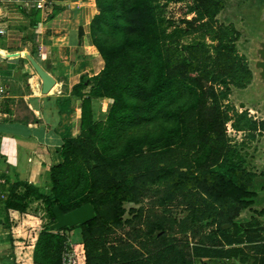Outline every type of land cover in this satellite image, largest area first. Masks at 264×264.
<instances>
[{"label":"rangeland","instance_id":"1","mask_svg":"<svg viewBox=\"0 0 264 264\" xmlns=\"http://www.w3.org/2000/svg\"><path fill=\"white\" fill-rule=\"evenodd\" d=\"M262 2L222 0L223 9L215 16V22L202 20L191 26H185L184 21L194 17L192 1L155 3L151 14L156 16L159 30L165 35L159 43L176 47V59L190 58L191 66L173 96H161L156 110L148 112V120L110 128L106 116L111 101L96 100L93 116L98 129L90 135L79 131L78 137L90 140L89 155L98 156L107 168L94 173L87 171L81 161L76 162L80 173L74 182L62 183L60 197L66 200L81 190L88 192L105 174L119 172L136 177L135 197L117 210L109 203L101 205L88 230L75 228L59 233L68 247L62 256L68 264H84V259L87 264H214L216 256L225 255L213 248L223 245L217 235L219 227L227 242L235 241L239 231L229 228L232 223L244 225L255 216L264 230V166L252 160L264 145V94L259 98L246 97L253 78L248 54L252 40L243 33L233 40L228 35L230 26L235 29V22L236 28L248 30L246 20L251 22L254 9ZM139 9L140 5L133 4L129 16L134 17L133 12ZM171 23L184 30L173 34ZM254 30L264 39V32ZM136 31L132 37L137 36ZM119 39L116 36L107 41L116 43ZM186 46L191 48H183ZM227 65L232 67L229 72ZM152 81L153 77L149 84ZM114 154L127 157L113 163ZM239 158L243 162L235 172L234 182L240 181L241 171L252 175L249 189L254 198L235 214L228 212L219 217L216 213H221L222 207L200 190L172 188L180 173L206 175L209 169L237 162ZM165 171H170L165 179L154 178ZM92 198L96 200L98 196ZM39 215L43 227L52 224L43 206ZM194 245L195 256L207 260L195 261L191 254ZM242 251L231 253L237 256Z\"/></svg>","mask_w":264,"mask_h":264},{"label":"trees","instance_id":"2","mask_svg":"<svg viewBox=\"0 0 264 264\" xmlns=\"http://www.w3.org/2000/svg\"><path fill=\"white\" fill-rule=\"evenodd\" d=\"M158 1L94 0L96 11L89 24V37L103 66L96 75L81 79L72 88V91L78 93L81 101L79 131L90 135L98 129V122L93 121L90 111V99L92 98L109 99L111 106L106 116L107 123L110 128L121 127L132 122L148 120V112L156 110L160 97H172L177 85L182 83L181 77L184 72L190 69L191 59L177 60L175 55L179 50L176 47L172 45L165 47L159 43L162 38H165V35L163 31L159 30V21L156 16L151 14V10ZM164 1L178 3L183 0ZM189 1L195 4V8L192 10L194 17L189 21H184L185 26H191L202 20L215 22V16L223 9L222 0ZM133 4L140 5L141 9L138 12H133L134 17H130ZM171 24L174 28L173 34L184 30L178 29L175 23ZM133 28L134 31L137 29L135 37H132ZM149 35L156 38L148 40L147 36ZM228 35L232 40L239 36L232 26L229 27ZM116 36L120 37L118 42L107 41L108 38ZM230 70L232 67L227 65L226 71ZM152 77L153 81L149 84ZM246 77L248 78L249 75ZM84 88H87V92L79 93V90ZM78 135L62 140L59 150L60 163L47 170L49 188L46 194L40 193L30 183L16 182L15 185L23 188V194L20 197L30 196L41 201L44 212L51 218L52 223L54 220L51 208L54 206H57L61 213H66L89 203L93 207L94 218L83 225L63 228L59 231H50V224L44 226L37 234L33 245L32 264H61L62 256L68 252V247L65 239L59 233L75 228L88 230L95 223L101 205L109 203L117 210L121 204L134 200L136 177L128 176L122 172L105 174V178L98 185H91L88 192L81 190L66 200L60 197L62 183L65 181L74 182L77 179L76 174L80 173L79 165H76V162L81 161L82 165H86L87 171L94 173L104 172L107 168L98 156L89 155L90 151L87 149L90 146V140L78 137ZM101 152L104 156H109L104 150ZM126 157L127 155L118 157L114 154L111 155V161L115 163ZM242 162V159L239 158L237 162L228 163L223 167L215 166L209 169L206 175L180 173L172 182V188L175 190L183 188L200 190L222 207L221 213H216L219 217L226 216L228 212L235 214L240 206L248 207L249 199L254 196V193L249 192L252 175L241 171L240 173L243 175L240 181L234 182L235 172L241 168ZM169 173L170 171H165L154 178L156 180L165 179ZM11 196L15 201H21L19 196ZM94 196H98V198L94 200L92 198ZM6 206L13 207L15 205L7 203ZM113 218H116V214ZM233 227L239 228V231L236 240L230 242L226 241V234L221 233L222 227L217 230L218 238L226 248L222 249V245L213 247L217 248L216 250L220 253H225L224 256L219 254L216 258L222 260L224 264L229 261L233 264H264V230L258 226L245 229L235 223H232ZM80 239L83 240L81 233ZM233 245L237 246L232 247ZM196 247V245L191 247V254L195 261L200 263L202 259L207 260V257L195 256L194 248ZM242 249L243 251L237 256L231 253ZM84 264H87L86 259H84Z\"/></svg>","mask_w":264,"mask_h":264},{"label":"crops","instance_id":"3","mask_svg":"<svg viewBox=\"0 0 264 264\" xmlns=\"http://www.w3.org/2000/svg\"><path fill=\"white\" fill-rule=\"evenodd\" d=\"M95 9L94 0H0V264H32L43 204L20 197L15 184L46 194L62 140L78 135L81 101L72 88L103 66L89 37ZM26 55L54 80L50 94H40ZM96 100L90 99L93 121Z\"/></svg>","mask_w":264,"mask_h":264},{"label":"water","instance_id":"4","mask_svg":"<svg viewBox=\"0 0 264 264\" xmlns=\"http://www.w3.org/2000/svg\"><path fill=\"white\" fill-rule=\"evenodd\" d=\"M262 4L254 9V15L251 22L246 20L248 30L243 27L236 28L235 31L239 34H246L252 40V45L248 48L250 57V69L253 73L252 81L247 89L246 97L254 96L259 98L264 94V39H260L254 29H258L261 33L264 32V0ZM247 17L248 15L245 14ZM236 20L238 16H235ZM34 73L40 80V94L46 95L54 84V80L28 55L25 56ZM264 147V146H263ZM257 165L264 166V150L261 156L253 160ZM249 192H252L249 189ZM253 193V192H252ZM248 209V208H247ZM53 223L49 225L50 231H59L63 228H71L77 225H83L94 218V210L92 205L85 203L69 212L61 213L57 206L51 208Z\"/></svg>","mask_w":264,"mask_h":264},{"label":"flooded vegetation","instance_id":"5","mask_svg":"<svg viewBox=\"0 0 264 264\" xmlns=\"http://www.w3.org/2000/svg\"><path fill=\"white\" fill-rule=\"evenodd\" d=\"M264 146V145H263ZM262 146V148H261V152L259 153V155H257V156H255L254 157V159H256V158H258L259 156H261L262 155V153H263V150H264V147ZM254 159H252V160H254ZM261 175V174H260ZM254 198V196L251 198V199H249V200H252ZM252 203V202H251ZM250 205V204H249ZM236 225H238V226H240V227H244L245 229H248L249 227H260V225H258V220H257V217H251V218H249L247 221H245V223H244V225H241L240 224V222H237V223H235ZM229 228H232V225H230V227ZM214 264H224V262L222 261V260H220V259H214ZM227 264H233V263H228L227 262Z\"/></svg>","mask_w":264,"mask_h":264},{"label":"built area","instance_id":"6","mask_svg":"<svg viewBox=\"0 0 264 264\" xmlns=\"http://www.w3.org/2000/svg\"><path fill=\"white\" fill-rule=\"evenodd\" d=\"M3 2H12V1H17V0H1ZM3 32L0 31V34H2ZM2 93V90L0 89V94ZM61 264H68V261H66L65 259H62V263Z\"/></svg>","mask_w":264,"mask_h":264},{"label":"bare ground","instance_id":"7","mask_svg":"<svg viewBox=\"0 0 264 264\" xmlns=\"http://www.w3.org/2000/svg\"><path fill=\"white\" fill-rule=\"evenodd\" d=\"M36 76H37V75H36ZM37 78H38V76H37ZM38 79H39V78H38ZM54 87H55V86H53V88H52L51 90H49L48 94H50V93L53 91Z\"/></svg>","mask_w":264,"mask_h":264}]
</instances>
